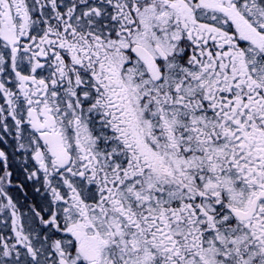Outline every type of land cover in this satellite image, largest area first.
I'll return each mask as SVG.
<instances>
[{"label":"snow or ice","instance_id":"1","mask_svg":"<svg viewBox=\"0 0 264 264\" xmlns=\"http://www.w3.org/2000/svg\"><path fill=\"white\" fill-rule=\"evenodd\" d=\"M0 264H264V0H0Z\"/></svg>","mask_w":264,"mask_h":264}]
</instances>
